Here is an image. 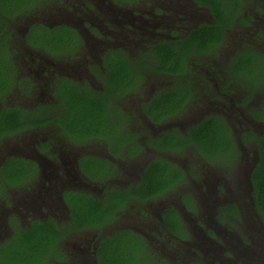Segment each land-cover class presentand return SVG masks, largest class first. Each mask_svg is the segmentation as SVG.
<instances>
[{
	"label": "flooded vegetation",
	"instance_id": "flooded-vegetation-1",
	"mask_svg": "<svg viewBox=\"0 0 264 264\" xmlns=\"http://www.w3.org/2000/svg\"><path fill=\"white\" fill-rule=\"evenodd\" d=\"M222 9L216 20L198 0H61L40 18L2 14L0 114L18 118L0 115V264H108V241H122L124 264H264L251 181L264 0ZM214 119L220 141L199 144ZM158 167L166 186L150 195L143 176Z\"/></svg>",
	"mask_w": 264,
	"mask_h": 264
},
{
	"label": "trees",
	"instance_id": "trees-1",
	"mask_svg": "<svg viewBox=\"0 0 264 264\" xmlns=\"http://www.w3.org/2000/svg\"><path fill=\"white\" fill-rule=\"evenodd\" d=\"M121 1H128V0H121ZM204 5H206L213 13L216 20H222L225 19L224 16V10L222 9L223 5H227L232 2L236 3V0H231L228 2V0H198ZM61 3V0H0V26L2 25V14L7 13L9 19H20L19 16H26L30 14L31 12H35L37 14V18H40L41 14L43 12H49V9L53 6H56ZM61 28L60 26L55 27V29ZM72 31V30H71ZM35 34L41 36H46L49 33V29L43 25L38 24L34 31ZM34 33H30L28 35L29 40L28 44H32L30 38L33 36ZM193 33H190L189 35H192ZM39 45H44L41 42ZM47 48V46L45 47ZM165 54L167 58H171L174 53L171 47H166L164 51L162 52ZM164 56V57H165ZM165 57V58H166ZM166 58V59H167ZM9 58L6 55V50L2 49L0 47V95L6 91L8 88V82L10 78H6V73L9 71L8 65ZM7 62V65H6ZM10 63V61H9ZM12 68V66H10ZM69 97L70 99H67L70 101L71 104H74L77 102V104L82 100V95L79 93V95H74V89L70 88L68 89ZM173 99V97H172ZM175 99V98H174ZM73 101V102H72ZM82 102V101H81ZM1 116L5 117L4 122H6L8 125L13 126L18 118L17 114L15 112H5L3 111ZM28 118V117H27ZM23 120H26L24 118ZM31 123V120H27V123H24V126H29ZM227 128L226 125L223 123V121H220L218 119L210 120L208 123H203L200 125L198 129H195L196 139L197 142L205 144L207 147L215 144L216 142L220 141L218 138V135L216 132L222 131V128ZM216 134V136H214ZM258 151H259V161L252 171L251 174V181L254 188V194H255V205L256 208L264 222V135L258 139ZM161 168L158 167L156 169L148 170L144 173L143 179L146 178L147 174L150 175V178L148 179V185L145 187L147 189V192L150 193V195L156 194L158 189L163 188L164 182L162 183V176H161ZM158 180L160 182L158 183ZM48 227L46 225L42 226H35V228H38L40 231L38 234L35 233L34 236L32 234L28 237V239H32L33 237H38L39 240L42 239L44 234H47ZM122 241H108L107 244L111 246V252L119 257H112L110 259V262L108 264H124V258L121 250L117 248L119 245H121Z\"/></svg>",
	"mask_w": 264,
	"mask_h": 264
},
{
	"label": "rangeland",
	"instance_id": "rangeland-1",
	"mask_svg": "<svg viewBox=\"0 0 264 264\" xmlns=\"http://www.w3.org/2000/svg\"><path fill=\"white\" fill-rule=\"evenodd\" d=\"M264 94V93H263Z\"/></svg>",
	"mask_w": 264,
	"mask_h": 264
}]
</instances>
